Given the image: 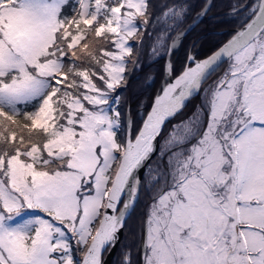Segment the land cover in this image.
Wrapping results in <instances>:
<instances>
[{"label":"snow or ice","instance_id":"1","mask_svg":"<svg viewBox=\"0 0 264 264\" xmlns=\"http://www.w3.org/2000/svg\"><path fill=\"white\" fill-rule=\"evenodd\" d=\"M192 14L190 0H0V264H106L145 191L138 264H264V0L233 5L211 55L178 73L169 60L138 119L119 94L147 30L170 55Z\"/></svg>","mask_w":264,"mask_h":264},{"label":"trees","instance_id":"2","mask_svg":"<svg viewBox=\"0 0 264 264\" xmlns=\"http://www.w3.org/2000/svg\"><path fill=\"white\" fill-rule=\"evenodd\" d=\"M190 3L193 5V14L181 25L182 30L194 20L195 12L201 10L205 0H190ZM241 3H244V0H213L206 16L181 39L179 45L172 51L171 62L175 66L177 73L182 68L186 55L189 52L194 53L193 55L200 58L216 49L231 36L233 29L238 26L239 22L236 18L232 17L230 13L233 5H239ZM204 25L205 27L203 28ZM152 31L153 30L148 29L145 33L143 46L138 54V66L129 72L127 85L119 89V94L125 98L131 106L134 119H138L139 115L151 105L155 95L161 90L163 86L162 83H164L167 78L165 73L167 52L157 59L151 60L147 56V39L151 41L150 37L153 36ZM156 31H159V29ZM173 35H175V33H173ZM170 42L171 41H169V44ZM133 58H137L135 47ZM220 71H223V66ZM212 78L214 79L215 75L210 77L209 81ZM198 98L199 95L191 98L186 108L183 110V112L186 111L185 115H189L188 111L197 103ZM185 115L180 119L185 118ZM177 119L178 118L175 117V119L167 125L165 132L168 126ZM147 200L148 194L145 191L141 194L136 211L127 220L123 228V235L109 264H122L123 254L126 250L132 251V259L138 264L140 257L137 248L141 243V219L148 207V204H146Z\"/></svg>","mask_w":264,"mask_h":264},{"label":"rangeland","instance_id":"3","mask_svg":"<svg viewBox=\"0 0 264 264\" xmlns=\"http://www.w3.org/2000/svg\"><path fill=\"white\" fill-rule=\"evenodd\" d=\"M213 3V2H212ZM152 30V29H151ZM153 32V36L152 37H150V39H151V41L149 40V39H147L148 40V44H147V56L152 60V59H157V58H160V57H162L163 55H165V53H166V51H164V50H158V54L157 55H153L152 54V46L155 44V36H156V32H154V31H152ZM158 32V31H157ZM186 35V34H185ZM184 35V36H185ZM184 36H182V38L184 37ZM181 38V39H182ZM180 42H181V40H180ZM179 42V43H180ZM177 43V42H176ZM179 43H177V45H176V47L179 45ZM175 47V48H176ZM192 54H194V53H192ZM179 72V71H178ZM213 79V78H212ZM211 79V80H212ZM210 80V81H211ZM210 81H209V83H210ZM163 84V83H162ZM159 90V89H158ZM197 95H199V98H198V101H197V103L193 106V108H191L189 111H188V114L189 115H185V113H186V111L185 112H183V113H181V114H179V115H177L176 117L178 118L176 121H174L171 125H169L168 126V129L166 130V132H165V135H167L168 134V131L172 128V125L173 124H178L180 121H183V120H185V119H187L192 113H193V111L196 109V106H197V104H199L200 103V94H197ZM196 96V95H195ZM139 115V114H138ZM183 115H185L186 117L185 118H182V119H180ZM180 119V120H179ZM143 194V193H142ZM147 202H149L148 200H147ZM121 240V239H120Z\"/></svg>","mask_w":264,"mask_h":264},{"label":"water","instance_id":"4","mask_svg":"<svg viewBox=\"0 0 264 264\" xmlns=\"http://www.w3.org/2000/svg\"><path fill=\"white\" fill-rule=\"evenodd\" d=\"M212 2H213V0H207V3H209L210 4V7H211V5H212ZM210 9V8H209ZM208 9V10H209ZM208 12V11H207ZM206 15H204V16H202V17H200L199 19H197L196 17L194 18V20L196 21L195 23H193V20L187 25V27L184 29V31L186 32V34L192 29V28H194L198 23H200V21L205 17ZM189 25H191V27L189 28ZM184 36V35H183ZM181 38L182 37H180V38H178L177 39V43H179L180 42V40H181ZM230 38V37H229ZM228 38V39H229ZM228 39H226L224 42H226ZM223 42V43H224ZM171 43V42H170ZM177 43H176V45H177ZM221 45V44H220ZM219 45V46H220ZM218 46V47H219ZM217 47V48H218ZM214 50H216V49H214ZM213 50V51H214ZM171 54H172V52L170 53V55H169V53H167V55H166V61H165V66H166V64H168V62H169V60L171 61ZM212 54V51L210 52V53H208L207 55H205V56H202V57H200V58H198V59H203V58H206L207 56H209V55H211ZM172 63V62H171ZM166 73V72H165ZM167 75V74H166ZM164 84V83H163ZM197 95V94H196ZM188 104V103H187ZM122 235H123V229L120 231V233H119V241H120V239H121V237H122ZM119 241H118V243H119ZM118 243L116 244V246L113 248V250L106 256V264H109L110 263V261H111V259H112V257H113V255H114V252H115V250H116V247L118 246Z\"/></svg>","mask_w":264,"mask_h":264},{"label":"bare ground","instance_id":"5","mask_svg":"<svg viewBox=\"0 0 264 264\" xmlns=\"http://www.w3.org/2000/svg\"><path fill=\"white\" fill-rule=\"evenodd\" d=\"M206 24V23H205ZM207 25V24H206ZM205 27V25L203 26V28ZM211 27V26H210ZM212 30V29H211ZM207 31V30H206ZM209 31V30H208ZM195 32V31H194ZM193 33V32H192ZM201 33V32H200ZM202 34V33H201ZM204 34V33H203ZM196 35V34H195ZM195 35H193V36H195ZM198 36V35H197ZM196 36V37H197ZM175 50V49H174ZM176 63V62H175Z\"/></svg>","mask_w":264,"mask_h":264},{"label":"flooded vegetation","instance_id":"6","mask_svg":"<svg viewBox=\"0 0 264 264\" xmlns=\"http://www.w3.org/2000/svg\"><path fill=\"white\" fill-rule=\"evenodd\" d=\"M146 204H148V202Z\"/></svg>","mask_w":264,"mask_h":264}]
</instances>
